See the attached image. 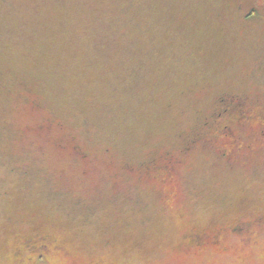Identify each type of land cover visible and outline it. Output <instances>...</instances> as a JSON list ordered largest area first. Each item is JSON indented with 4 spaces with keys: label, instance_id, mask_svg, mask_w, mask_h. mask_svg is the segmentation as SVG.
Instances as JSON below:
<instances>
[{
    "label": "rangeland",
    "instance_id": "obj_1",
    "mask_svg": "<svg viewBox=\"0 0 264 264\" xmlns=\"http://www.w3.org/2000/svg\"><path fill=\"white\" fill-rule=\"evenodd\" d=\"M263 218L264 0H0V264H264Z\"/></svg>",
    "mask_w": 264,
    "mask_h": 264
},
{
    "label": "trees",
    "instance_id": "obj_2",
    "mask_svg": "<svg viewBox=\"0 0 264 264\" xmlns=\"http://www.w3.org/2000/svg\"><path fill=\"white\" fill-rule=\"evenodd\" d=\"M255 15H257V12H256V9H253V10H251L250 12H248V17H252V16H255ZM224 102H226V104H224V105H222L221 106V108H217V110H216V113H215V115L214 116H216V117H220L221 115H223L224 113H229V112H231V111H234L235 109H236V106H237V104L236 103H238V100H240V98L239 97H237V96H227V95H225L224 97H222L221 98ZM227 100H229V101H227ZM234 102H236V103H234ZM238 110V109H237ZM222 111H224V113H222ZM233 113V112H232ZM245 113V112H244ZM235 113H233V114H230V116H232L233 117V119L234 120H232V121H235V122H238V121H240V122H242V119H243V117L245 118H247V119H250L249 118V116H251L250 114H243V113H241V112H238V114H235ZM230 118V117H229ZM245 118V119H246ZM217 121H219V118H217L216 119ZM216 120H214L213 119V122H215V123H217V121ZM228 120V119H227ZM261 120H263V119H261ZM206 123H209V120H207L206 121ZM224 125L222 124V127H219L218 129L219 130H222L223 132H224V134H226L227 136L229 135L228 133V131H226V127L224 126ZM227 126V125H226ZM229 128V127H228ZM218 129L217 128H215V130H212L211 131V135H210V140L211 141H216V139L220 136V134H219V131H218ZM226 131V132H225ZM196 137L198 138V139H201V138H203L204 136H203V132H201V131H199L198 133H197V135H196ZM168 153H166L165 155H162V157H163V159H162V162H165V167L166 168H164V172H163V177L161 178V182H163L164 184H166V182L168 181L169 183H171V181H172V179H173V174H172V172H173V168H174V166H172V163H174L173 161V158L171 157V156H169V155H167ZM171 166H170V165ZM164 192H166L165 190H163ZM230 226H241L242 227V225H239L238 223H234V224H231ZM240 229L241 228H238L237 230L238 231H236V232H240ZM191 231H192V233L191 234H189V236L191 237L190 238V241H188L189 242V244L190 243H193V242H195L194 240H195V238L197 237V235L198 234H203V233H205V232H203V231H201V230H199V229H191ZM46 237V236H45ZM45 241H43V243H44ZM47 248V247H46Z\"/></svg>",
    "mask_w": 264,
    "mask_h": 264
},
{
    "label": "flooded vegetation",
    "instance_id": "obj_3",
    "mask_svg": "<svg viewBox=\"0 0 264 264\" xmlns=\"http://www.w3.org/2000/svg\"><path fill=\"white\" fill-rule=\"evenodd\" d=\"M264 219V218H263ZM264 221V220H263ZM260 222V221H259ZM258 223V222H257ZM256 223V225H257ZM251 225H255L254 222H252ZM238 228H242L241 226H224V227H219L216 230L218 231V233L215 236H211L214 234V230L211 231V233L209 235H207L206 233L204 234H198L197 237L195 238V242L190 243L188 245V249L189 250H193V252L195 254H198L201 249L205 248V247H212L213 245L221 248L222 245L224 244V240L226 239V236L231 232H236L238 231ZM255 228V226H252L250 229H240L239 233L240 235V240L244 243H246V239L248 240H252L253 238V233H258V230H253ZM250 231L248 234L247 232ZM243 233H245L246 235H243ZM46 240V237L43 235H34L31 239H28L25 243L28 247H42V248H46L48 247V244H45V242L43 243V241ZM47 245V246H46ZM222 249H227V247H222ZM17 255H18V251H17Z\"/></svg>",
    "mask_w": 264,
    "mask_h": 264
}]
</instances>
